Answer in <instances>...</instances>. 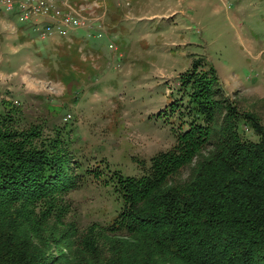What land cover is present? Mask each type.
<instances>
[{
    "label": "trees",
    "instance_id": "trees-1",
    "mask_svg": "<svg viewBox=\"0 0 264 264\" xmlns=\"http://www.w3.org/2000/svg\"><path fill=\"white\" fill-rule=\"evenodd\" d=\"M207 64L179 78L192 120L180 125L176 145L155 155L141 177L103 175L123 200L111 224L97 225L110 253L42 257L35 249L27 232L65 217L59 197L81 186L70 175L78 163L67 131L51 142L35 125L20 128L13 109L0 113V264H264V124L220 106L217 72ZM183 170L189 175L180 181Z\"/></svg>",
    "mask_w": 264,
    "mask_h": 264
},
{
    "label": "rangeland",
    "instance_id": "rangeland-1",
    "mask_svg": "<svg viewBox=\"0 0 264 264\" xmlns=\"http://www.w3.org/2000/svg\"><path fill=\"white\" fill-rule=\"evenodd\" d=\"M79 3L73 5L72 13L59 9L61 15L83 18L91 12L90 8H81ZM219 4L223 3L220 0H182L180 5L185 14L177 21L176 32L184 30L180 34L185 37V48L178 53L169 51L164 54L166 57H156L157 64L150 67L156 68V76L168 77L165 79L156 77L158 80L144 81L142 74L133 77L128 67L121 64L119 55H129L138 35L132 42L116 37L113 42L118 44V52L110 50L106 41L90 43L92 52L115 57V62L101 71V66L91 63L76 65V56L65 81L62 45H55L49 52L45 48L49 56L46 61L40 45V59L34 56L30 66L16 67L11 61L7 68L0 69V113L6 108L13 109L18 114L16 121L20 128L35 125L43 138L51 142L59 129L67 131L70 155L73 162L78 163L77 168H70V175L77 173L80 179V165L88 172L86 178L78 179L82 183L79 188L60 195V205L67 209L62 220L53 219L28 230V235L33 233V245L42 257H70L71 253L96 250L110 253V242L97 225L105 228L111 224L120 213L123 200L111 184L103 185V175L141 177L143 167L147 169L155 155L176 145L180 125L187 123L184 127L187 129L192 120L187 110L188 99L180 90L179 78L187 71L182 72L183 69L208 62L207 66L216 72L222 70L230 87L217 73L221 92L216 99L221 101L220 106L256 114L264 124V56L258 58L264 53V0H250L242 6L234 2ZM173 5L177 4L166 0L160 3V8L166 10ZM79 10L83 11V16ZM54 15V12L49 14ZM163 33V39L181 44L178 34ZM248 37L258 41L262 51L259 55L247 48ZM144 54L146 51L140 50L133 57L137 70L142 69V72L149 68L141 66ZM81 70V75H77ZM253 86L261 87L251 90ZM220 114L218 119L223 117V109ZM69 115L71 119L65 120ZM241 133L250 140H258L246 126L241 127ZM99 173L101 177L95 178ZM188 175L189 170H183L180 181ZM34 211L44 212L41 208ZM72 226L79 232L76 237L70 234ZM44 238L50 241L45 244Z\"/></svg>",
    "mask_w": 264,
    "mask_h": 264
},
{
    "label": "crops",
    "instance_id": "crops-1",
    "mask_svg": "<svg viewBox=\"0 0 264 264\" xmlns=\"http://www.w3.org/2000/svg\"><path fill=\"white\" fill-rule=\"evenodd\" d=\"M21 1L23 0H17L16 9L13 13L0 6V69L7 68L11 61L14 62L16 67L30 66L34 62V56L40 59L38 55L41 51L40 45L43 47L46 61L49 56L45 48L49 52V50L55 49V45H62L65 67L63 80L65 81L68 78L66 76L72 70L70 63L76 56L78 57L76 65H81L82 63L90 65L91 63L94 66H101V71H104L106 67L112 66L113 61L115 62V57H104L102 54L99 55L92 52L94 49L89 48L90 43L106 41L110 50L118 52L120 48H118V44L113 42L116 37H123L126 41L132 42V39L138 35V39L133 43V48L129 51V55L121 53L119 58L121 59V64L128 67V73L131 76L138 77L136 75L139 73L142 74L144 81H153L156 77H160L155 75L154 70L156 68H150L157 64L154 61L155 58L166 57L164 54H169V51L170 53H178L185 48V37L180 34L184 30L176 32L177 21L185 14L183 6L180 5L182 0H173L177 5L170 6L166 10L163 7L160 8V3L163 1L165 3L166 0H56V7L62 9V12L64 11L65 13H72L74 10L73 5L75 6L77 2H80L81 8H90L91 10L87 15H84L83 11L79 10L81 16H86H83V18L89 21L91 27L73 31L68 37H61L56 34L51 36L44 35L46 25L52 22L50 18L40 17L37 21L21 23L18 20L19 2ZM220 1L223 4L234 2L235 5L242 6L243 3L246 5L250 0ZM174 6L176 8H173ZM87 16L91 19L94 18V20L90 21ZM164 30H166L164 33L178 34L181 44L175 40L163 39L162 33ZM154 35H157L155 40H153ZM110 44H113L114 48H110ZM247 44V48L256 51L255 54L259 55L262 52L258 41L255 39L248 37ZM140 50L146 51L144 61L141 63V66H149L145 72H142V69L137 70L133 59ZM87 55L91 57H86ZM263 56L264 53L260 54L258 58L261 59ZM186 69L188 70V68H185L182 72ZM1 73L4 72L1 71ZM81 73L82 70L77 75H81ZM217 73L219 79L224 81L227 87H230L224 72L217 70ZM165 78L168 77H160V79ZM260 87H255V89ZM242 89L250 90L245 87H242Z\"/></svg>",
    "mask_w": 264,
    "mask_h": 264
},
{
    "label": "built area",
    "instance_id": "built-area-1",
    "mask_svg": "<svg viewBox=\"0 0 264 264\" xmlns=\"http://www.w3.org/2000/svg\"><path fill=\"white\" fill-rule=\"evenodd\" d=\"M0 6L7 11H13L16 9V0H0ZM19 7L18 16L21 23L37 21L40 17L52 20L46 25L44 34L46 36L56 34L61 37H68L73 31L91 27L85 18L61 15L59 8L56 7V0H23ZM51 12L55 13L54 17L49 16ZM110 48H114V45L110 44ZM69 119H71V115L67 116L65 120L68 121Z\"/></svg>",
    "mask_w": 264,
    "mask_h": 264
}]
</instances>
